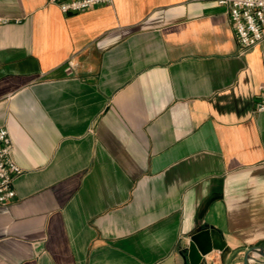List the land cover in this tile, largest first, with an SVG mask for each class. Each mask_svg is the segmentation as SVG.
Masks as SVG:
<instances>
[{
  "label": "crops",
  "instance_id": "crops-1",
  "mask_svg": "<svg viewBox=\"0 0 264 264\" xmlns=\"http://www.w3.org/2000/svg\"><path fill=\"white\" fill-rule=\"evenodd\" d=\"M218 2L0 0V128L21 170L0 264H189L207 227L225 250L201 264L264 249L261 51L240 54Z\"/></svg>",
  "mask_w": 264,
  "mask_h": 264
},
{
  "label": "built area",
  "instance_id": "built-area-1",
  "mask_svg": "<svg viewBox=\"0 0 264 264\" xmlns=\"http://www.w3.org/2000/svg\"><path fill=\"white\" fill-rule=\"evenodd\" d=\"M114 0H48L63 15L79 14L94 8L108 6ZM227 10L240 54L259 47L264 69V0H219ZM255 111L264 112V90L259 97ZM13 143L6 128H0V207L15 199L13 181L21 173L12 156Z\"/></svg>",
  "mask_w": 264,
  "mask_h": 264
},
{
  "label": "water",
  "instance_id": "water-1",
  "mask_svg": "<svg viewBox=\"0 0 264 264\" xmlns=\"http://www.w3.org/2000/svg\"><path fill=\"white\" fill-rule=\"evenodd\" d=\"M225 243L221 235L213 228H198L189 236L187 246V259L189 264H201L203 257L212 251L222 252ZM256 254L264 263V249L261 247L249 248L243 258V264H253L260 260L253 255Z\"/></svg>",
  "mask_w": 264,
  "mask_h": 264
}]
</instances>
